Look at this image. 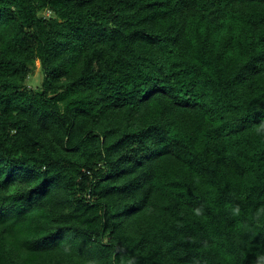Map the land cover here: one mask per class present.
Segmentation results:
<instances>
[{"label":"trees","instance_id":"16d2710c","mask_svg":"<svg viewBox=\"0 0 264 264\" xmlns=\"http://www.w3.org/2000/svg\"><path fill=\"white\" fill-rule=\"evenodd\" d=\"M262 124L264 0H0V264H255Z\"/></svg>","mask_w":264,"mask_h":264},{"label":"rangeland","instance_id":"374dc122","mask_svg":"<svg viewBox=\"0 0 264 264\" xmlns=\"http://www.w3.org/2000/svg\"><path fill=\"white\" fill-rule=\"evenodd\" d=\"M31 80H32L34 86L39 85L41 82V71H40L39 62H37V64H36V69L33 72Z\"/></svg>","mask_w":264,"mask_h":264},{"label":"clouds","instance_id":"9594fccd","mask_svg":"<svg viewBox=\"0 0 264 264\" xmlns=\"http://www.w3.org/2000/svg\"><path fill=\"white\" fill-rule=\"evenodd\" d=\"M260 127H264V124H262ZM255 264H264V255L257 256Z\"/></svg>","mask_w":264,"mask_h":264}]
</instances>
